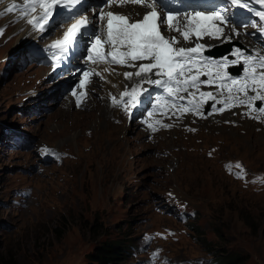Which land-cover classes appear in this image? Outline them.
Segmentation results:
<instances>
[{"label": "rangeland", "instance_id": "1", "mask_svg": "<svg viewBox=\"0 0 264 264\" xmlns=\"http://www.w3.org/2000/svg\"><path fill=\"white\" fill-rule=\"evenodd\" d=\"M5 23L0 19V264H90L87 255L103 241L136 245L137 253L141 247L128 262L137 264L150 245L147 235L177 227L167 213L177 200L197 215L178 238L157 242L166 256L178 264H223L220 255L231 254L234 264H264V185L244 189L231 179L234 169L223 166L235 161L243 176L264 182V128L229 112L150 141L133 120L120 126L108 110L101 113L104 104L93 96L84 111L62 110L60 100H46L55 84L50 69L20 62L30 51L27 40L42 50L44 39ZM189 125L197 135L187 134ZM5 127L65 151L61 161L35 178L16 176L36 160ZM17 190L28 195L12 207Z\"/></svg>", "mask_w": 264, "mask_h": 264}, {"label": "snow or ice", "instance_id": "2", "mask_svg": "<svg viewBox=\"0 0 264 264\" xmlns=\"http://www.w3.org/2000/svg\"><path fill=\"white\" fill-rule=\"evenodd\" d=\"M78 2L79 0H73V5L75 6ZM231 2L233 5L238 4V0H231ZM160 3L161 0H155V3L146 5L151 10L147 14L141 13L142 19L136 22H131L124 15H114L111 11L107 12V39L105 43L111 45L113 48V51L108 53V55L112 57V62L115 64H124L126 61H148L139 65L135 63L130 65L138 68L135 76L140 77L145 84L163 89L168 96L175 100L176 97L173 96L174 92H188L189 88L199 89L201 84L206 83L200 79V76L203 74V68H220L221 64L227 65L229 63L227 59L218 64L214 63L213 60L203 57L201 55L202 50L211 46L199 42L202 35L214 38L225 37V26L228 23V19L222 12L213 11L211 15L196 12L195 15H189L186 18V23L181 26L175 15L168 14L165 19L163 12H161V15L158 16L156 5ZM260 3L264 5V0H260ZM58 4H60V0H50V2L41 3L40 7L43 9V15L37 21L28 20V23L33 25V27L39 24V31L42 33L49 32L50 34L51 31H55L59 25L54 19L53 9ZM239 6L244 7L245 5L240 4ZM60 7L63 8L65 5L60 4ZM8 11H12V9L10 8ZM257 15L261 20H264V11L257 13ZM92 19L94 22L96 17L94 16ZM100 19H104V15H100ZM173 21H176V23L174 24ZM214 22L219 23L216 24ZM88 23L87 20H77L64 33L63 39L57 40L50 45V50L59 49L61 53H71L72 48L69 45L75 46L79 44L81 37L88 35ZM165 24H167L168 31L177 30L183 38V42L194 43V46H177L179 42L176 37L169 39L163 34L165 31L163 25ZM230 31L237 36L239 35L235 27L231 28ZM193 36L196 37V41L190 40V37ZM226 38L229 41L232 39L230 36ZM89 43L90 49H86L85 51L88 54V59L96 63L97 59L95 57L100 55L99 49L103 46L101 39L96 37L94 42L90 40ZM236 56H244V64L248 65V67L244 68L246 73L244 78L232 79L230 85L227 83L220 84L221 88L227 87L229 93L233 91V87H235L237 92L245 91L248 85L243 83L244 80H251L253 84L257 82L256 76L250 74L253 55L249 53L245 56L243 52L237 50ZM232 63L235 64L236 61H232ZM259 63L264 68V56H260ZM198 65L199 67H197ZM50 66L62 69L68 68L69 72L74 71L68 67V64L62 63L60 57H54ZM75 71L82 70L77 69ZM251 71H254V69H251ZM149 74L156 78H150ZM207 74L211 76L210 72ZM224 75L218 72L217 78L222 79ZM89 76V72L82 71V78H78L80 89H84L85 85L89 83ZM132 77L133 73H125V79H131ZM259 85L264 89V75L259 77ZM73 87L75 88L76 86L74 85ZM148 91L149 89L142 88L141 84H135L131 87L130 91L125 90L121 93L122 99L123 97H127V100L124 102L127 105L125 110L129 112V115H132V109L138 108L143 103L142 94ZM72 95L75 97L77 93L72 91ZM81 95H85V93L81 92ZM189 95L192 96L193 93H189ZM211 95L209 92L201 93V96ZM181 99L184 98L181 97ZM76 103L79 105L80 100H77ZM113 103L116 104L115 98H113ZM210 108L213 112L224 110L222 108L217 109L214 105L210 106ZM196 110L199 111V108H196ZM260 111L264 112V109H260ZM148 126L152 127L150 124Z\"/></svg>", "mask_w": 264, "mask_h": 264}, {"label": "bare ground", "instance_id": "3", "mask_svg": "<svg viewBox=\"0 0 264 264\" xmlns=\"http://www.w3.org/2000/svg\"><path fill=\"white\" fill-rule=\"evenodd\" d=\"M11 0H0V3H4V2H8L6 4H4L3 6L0 7V16H4V19L7 20V24L8 25H13V28L15 29V27L17 26V24L22 21V17L24 16H19L18 15V12L15 10V6L16 4H14L13 2H10ZM12 9V11H8V9ZM127 10H130L129 8ZM141 11H143V9H140ZM6 17V18H5ZM18 28H21L23 29L24 28V31L23 33H21V36H35L37 34V32H39V30H36L33 25L31 24H27V21L26 20H23L19 26H17ZM18 31V30H17ZM16 33H19L17 32ZM29 33V34H28ZM104 69V68H103ZM51 71V70H50ZM137 70H133L132 73H133V77L131 79H125V73H123L121 76H118V72L115 74L116 76L114 77H110L109 80L111 81V83L109 84H104V88L101 89L99 88L98 89V94L97 97L99 96L100 97V103L101 104H104L100 107L101 108V113L102 112H105L106 110L109 111V114L111 113L112 111V114H113V109L111 108V106L108 104V100L107 98L108 97H112V96H115L117 95V97L119 98L121 96V93L124 92L125 90H128L130 91L131 90V87L134 86L135 84H141V87L143 88L145 85V83L142 82L141 78L140 77H136L135 76V72ZM51 74L54 75L51 71ZM55 76V75H54ZM52 76L49 77V79L51 78ZM149 77L150 78H154L151 76V74H149ZM53 78V77H52ZM63 82V83H62ZM64 82H67V80L65 79H61L59 80L57 83L53 84L51 89H50V92L49 94L47 95L46 97V100H49L53 95H56L58 94L59 92V89L62 87L63 84H65ZM98 87V85H97ZM99 107V108H100ZM79 113V112H76V114ZM241 115V116H244L242 118V121H246V116H245V113L242 112L241 110H239L237 112L236 115ZM222 116H226L225 114L222 115ZM222 116H217V117H220L222 118ZM110 116H107V118H109ZM124 116L122 115H118L117 117V123H120L122 120H123ZM127 118V117H126ZM126 118H125V122H126ZM197 118H202V117H197ZM196 118V120H197ZM105 119H106V116H105ZM237 119V118H236ZM230 121V120H229ZM108 123V122H107ZM101 124V123H100ZM124 125V124H122ZM121 126V125H120ZM225 126V125H224ZM225 127H232V126H225ZM116 127H113V129H115ZM14 153H11V156H13ZM127 155V154H126ZM29 157L27 159H25V161L23 162V166L24 164H26L28 166V162H29ZM16 176H21L22 177H25V176H22V175H16ZM15 176V177H16ZM21 178H14V182H16L17 180L21 179Z\"/></svg>", "mask_w": 264, "mask_h": 264}, {"label": "clouds", "instance_id": "4", "mask_svg": "<svg viewBox=\"0 0 264 264\" xmlns=\"http://www.w3.org/2000/svg\"><path fill=\"white\" fill-rule=\"evenodd\" d=\"M27 44H26V46L24 47V48H28L30 51H29V53H27L25 56H23L22 57V59H21V64L22 65H24L26 62H28V61H34L36 64H39L41 67L43 66V67H47V68H49L51 71H52V73L55 75H52L51 74V71H48L49 72V77L50 76H52L50 79H53V81H55V83H57L60 79L58 78L59 77V73H58V71H54V70H52L51 69V67L49 66V65H41L40 63L43 61V60H41V59H38V60H36V59H34V57H31L32 55H34V52H31V50H35V48H36V45H35V42L34 41H32V40H27V42H26ZM28 59H30V60H28ZM47 73V72H46ZM63 83V82H62ZM63 86V85H62ZM64 87V86H63ZM63 87H61L60 89H59V92H58V94H56V95H53L49 100L51 101V100H55V101H57V100H60L59 99V97H60V94H61V92H62V89H63ZM58 106H59V108H61V106H60V103L58 104ZM260 107H258V109H259ZM46 109H48V108H46ZM62 109V108H61ZM63 110V109H62ZM84 111V110H83ZM78 112H80V111H78ZM228 122H230L229 120H227ZM239 120H237L236 122H238ZM261 121H263V117L261 116L260 117V119L259 120H256V119H249V120H246L245 122H248V123H256L257 125H258V127H261ZM234 122V121H233ZM219 126H221V125H219ZM188 130V133L187 134H189V135H191V136H194V135H197L198 134V132H194V133H192L191 132V130H190V128H188L187 129ZM26 140L25 139V137L24 136H22L21 134L19 135V136H16L15 138H14V140ZM23 140V141H24ZM25 143V142H24ZM26 144V143H25ZM50 144V143H49ZM27 146V145H26ZM30 146V145H29ZM29 146H27V148H28V150H29ZM231 162H233V163H235L236 165H237V168L234 170V171H238L237 169H238V164L239 163H237V162H235V161H231ZM240 165V164H239ZM242 166V165H241ZM232 179V178H231ZM233 180V179H232ZM234 181V180H233ZM264 185V184H263ZM10 202H11V205L10 206H12V207H14V206H17V207H20L22 204H24V202H25V200H21L20 198H17V197H15L14 195H12L11 196V200H10ZM4 205V204H3ZM161 211H163V209H160ZM196 215H197V213H196ZM195 215V216H196ZM190 221H192V220H188L187 222H185V223H182L181 221H179V222H176L177 223V227H173L172 229H171V231H173V232H175V235L174 236H172L171 238H173V239H176V238H178V236H179V232L180 231H184V229L183 228H185L187 225H188V223L190 222ZM180 228H181V230H180ZM192 230H194V228H191V229H189V231H192ZM195 231H196V233L198 232L197 231V229H195ZM168 239H170V238H168ZM150 254H153V258L152 259H149V255ZM159 258H161L162 259V261H161V263L160 264H173V263H178L175 259L174 260H172L171 258H169L168 256H166V255H162V254H159V253H157L153 248H151L150 250H148L147 252H146V254L143 256V259H142V262L140 263V264H157V261H158V259ZM132 259V255L130 254V257L128 258V260H127V262L125 263V264H128V262L130 261ZM167 260V261H166ZM182 260H186V262H190V259H182ZM181 259H180V261H182ZM212 260V259H211ZM200 262L202 263V264H217L216 262H214L213 260L212 261H206V260H204V259H201L200 260ZM211 262H213V263H211Z\"/></svg>", "mask_w": 264, "mask_h": 264}, {"label": "trees", "instance_id": "5", "mask_svg": "<svg viewBox=\"0 0 264 264\" xmlns=\"http://www.w3.org/2000/svg\"><path fill=\"white\" fill-rule=\"evenodd\" d=\"M130 244L121 241H103L100 246L87 255L90 264H125L130 257ZM221 256L223 264H234V255Z\"/></svg>", "mask_w": 264, "mask_h": 264}, {"label": "water", "instance_id": "6", "mask_svg": "<svg viewBox=\"0 0 264 264\" xmlns=\"http://www.w3.org/2000/svg\"><path fill=\"white\" fill-rule=\"evenodd\" d=\"M212 55H215V54L212 53Z\"/></svg>", "mask_w": 264, "mask_h": 264}]
</instances>
